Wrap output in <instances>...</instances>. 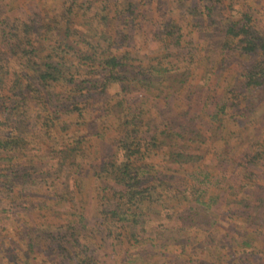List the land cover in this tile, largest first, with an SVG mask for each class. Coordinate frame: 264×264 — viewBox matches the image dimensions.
Listing matches in <instances>:
<instances>
[{"label": "rangeland", "instance_id": "obj_1", "mask_svg": "<svg viewBox=\"0 0 264 264\" xmlns=\"http://www.w3.org/2000/svg\"><path fill=\"white\" fill-rule=\"evenodd\" d=\"M91 2L84 10V0H0V64L25 70L9 49L22 41L26 49L34 46L39 54L50 53V59L71 63L64 74H73L75 81L103 73L93 65L97 61L84 65L77 59L89 52L95 58L126 54L142 59L147 67L148 63L163 69L172 65L174 70L163 71L168 76L163 82H157L163 75L156 76L150 88L138 83L130 91L120 90L115 81L89 92L72 91L76 86L60 79L23 87L25 77L20 78L17 91L9 88L12 77L3 79L0 138L15 142L0 146V264L71 262L67 252L61 258L56 240L50 237L28 248L26 243L34 239L35 230L47 231L51 237L60 235L74 259L93 258V264H131L126 256L137 253L139 247L128 245L146 237L151 244L146 264H188L187 249L182 254L173 240L162 245L170 235L185 239L184 235L164 230V238L155 237L167 223L170 230L177 225L179 219L172 222L173 216L166 217L169 209L151 203L138 212L136 222L124 212H110L114 199L113 203L106 199L119 187L114 174L125 153L123 145L137 149L130 153L131 159L148 165L139 187H146L144 192L151 198L159 201L157 192L171 195L183 186L190 192L202 190V200L214 196L210 207L222 219L225 232L233 236L244 229L250 232L251 224L243 225L245 212L237 198L264 196V86L255 92V100L241 99L236 67L224 54L232 51L222 53L219 44L221 26L227 20L242 21L244 14L264 29V0ZM109 5L120 11L108 10ZM136 79L141 77L136 74ZM165 95L171 111L164 110ZM184 108L210 124L207 135L211 138L203 142L197 137L175 138L194 158L173 161L164 156L166 141L149 145L150 134L164 126L166 112ZM163 180L174 189L159 183ZM192 196L189 193L178 201L176 210L183 213ZM121 199L119 207L126 210ZM75 220V234L63 235V229L69 232L66 224ZM129 223H133V234L123 231V224ZM258 223L264 231L263 216ZM257 232L248 234L258 246L253 253L247 250L243 263L264 264V232ZM72 237L75 240L70 244Z\"/></svg>", "mask_w": 264, "mask_h": 264}, {"label": "trees", "instance_id": "obj_2", "mask_svg": "<svg viewBox=\"0 0 264 264\" xmlns=\"http://www.w3.org/2000/svg\"><path fill=\"white\" fill-rule=\"evenodd\" d=\"M84 1L86 2L85 7L83 8L85 10L91 6L92 0ZM108 10L112 12L115 11V9H111V7ZM119 11L120 9L115 12ZM221 27L223 30V38L222 42L219 44V51L222 53L224 51L226 52V49L232 51L229 52L230 55L227 53L224 54L228 58L232 59L230 62H232L236 67V80L238 81L239 79L237 84L239 92L237 93L238 95L241 94V99L251 102L255 100V92H257L260 87L264 86V29L259 28L258 25L254 23L253 19H251L249 14H244L242 21L240 22L237 20H227V23ZM26 48V45L22 41L10 46L9 49L12 53L16 54L18 62L21 60L20 62L25 70L20 72L19 68L9 69L7 63L0 64V68L2 66L0 69V71H2V73H0V85L4 78L12 77L10 79L12 84L10 83L9 88H16V90L19 91L20 89H17V87H19L22 82V79L20 78L23 77L27 80L22 84L23 87L30 86L32 82H36L38 85H45L52 80L60 79L62 82H68L71 86H76L71 87L72 91L77 90V92H89L92 88L98 87L101 89L108 82L115 81L117 82L120 90L130 91L135 89L138 83H143V85H146L145 87L150 88L151 80L156 79V76H162L165 69L167 72L168 70H174L172 65L168 69L165 67L163 69L160 64L150 65L151 63H148L149 67H147L144 65V61H142V59L126 54H105L102 55L101 58H95L94 52H89L82 57H77V59L82 60L84 65H90L92 64V61H97L96 65H93L96 68H101L103 73H101L99 77H94L95 74H90L88 79L75 81L73 80V74H64V70H66L71 63H67L61 58H59L60 60L50 59V53L39 54V50L34 46H31L30 49ZM231 55H233V57ZM136 74H138L141 79L135 80ZM163 76L164 77L162 79L157 81L158 83L165 81V79L167 80L168 76ZM134 80L136 82H134ZM179 80L180 83H182V79ZM84 83H87L88 85ZM79 95L80 93H78V95H74L73 98L76 96L78 97ZM166 97L167 95L164 97V110L171 111L173 106L170 101L166 99ZM230 101L232 102L233 100ZM220 106H223L224 108V106L227 105L226 103H221ZM166 114V119L162 122L164 126L158 128L155 132L150 134L149 145L152 146L166 141V146L163 151L165 158H170V160L173 161L193 160L194 157L191 156V153H186L183 149V144L178 143L175 138L187 136L189 139L193 138L191 140H195L197 137L203 142L204 138H211V135H207L208 125L210 124L195 114H189L186 108L174 111L173 114H168L167 112ZM211 116L216 117V111L215 113H212ZM196 120L202 123L205 128H201V125L197 124ZM16 138L18 139L17 136ZM157 138L158 140L160 138V141H158ZM10 142L14 143L15 141L13 139L4 140L0 138L1 147L8 146ZM123 148H125V153L122 161L117 164V167L112 164L113 168L115 167L116 170L114 177L119 187H114L113 191L115 194L111 193V195L106 199L109 203H113L112 198L114 199L115 207L110 210L111 213L114 214L117 213V211L124 212L129 220L136 222L137 218L135 216L138 215L139 211L142 212L146 205L151 206V203L158 202V205H163V208L169 209L170 212L166 211L165 213L166 217L172 219L173 216L174 219L172 222H176L178 219L179 221L175 223L177 225L171 230L170 225L167 223L163 230L156 231L155 237H163L164 230L184 235L186 237L185 239L174 238L172 235H170L169 238L163 237L164 242L161 244L164 246V244L173 240L171 243H175L176 241V243L181 246L180 251L182 254L184 252L183 250L187 249V252L184 253L188 255V257L186 256V263L224 264L226 261L227 264H247L243 263V255L248 253L247 250H249L250 253H253V250L256 251L258 246L255 243L256 241L254 240V237H251L248 234H256L257 230L258 234H262L264 232L262 230L263 225L258 223L260 217L263 216L264 218L263 195L258 193L256 196L254 195V198L249 199L245 196V194L242 197L237 198L238 204H241L240 209L245 212L243 225H246L247 228L249 222L252 230L249 232L244 229L242 232L233 236L232 234L225 232L226 230L224 226L222 229V219L218 218L217 214L210 207V202L214 200V196L212 194L207 195V200H202L204 199L201 194V192H203L202 190L198 189L197 191L195 188L190 192L189 189L187 190L188 186H183L182 188H178L174 191V186H171L170 182L163 180L159 181V183L162 185L167 184L173 192L171 195L157 192V195L160 197L159 201L156 198H151V195L144 192L146 187L145 189L143 187H139L140 181L144 179L141 178V176L145 174V170L148 165L144 166V164L137 162L138 158L131 159L129 157L130 153L137 149L129 150L126 145H123ZM262 152L264 153V144L262 146ZM24 174L27 173L23 172L22 176H26ZM151 181L152 180H150L149 183ZM189 193H192L193 196L191 199L186 200L187 205L183 208L184 212H178L175 205L181 199H186ZM121 198L125 200L124 204L128 206L125 207L126 210L120 209L119 207L120 204H122ZM165 202L174 203L165 207ZM127 213L133 216L128 217L129 215ZM209 213H212V215ZM74 223H77V220L72 223L70 221V223L66 224L65 227H67L69 232L64 231L63 229V235L68 234L72 236L75 234L77 225ZM131 224L133 223H129L128 225L123 224V231H126L128 234H133V231L130 228ZM210 228L212 229L210 230ZM220 229H222V231ZM49 234L50 233L47 231L42 230L38 232L35 230L33 236L34 239L26 243L27 247L30 248L33 244L39 241V239H48V237H50V240H56V245L59 247L57 248L58 253H60L59 255L61 258H64L65 252L69 254L71 262L68 261L67 264H93L90 261L94 260L93 258H90V260L88 258L86 260H82V258L79 260L74 259V256H72V253L74 252H70L66 249V245L64 243L66 240H62L60 235L58 238L55 236L51 237ZM74 240L75 238L72 237L69 243L73 244ZM137 241L139 242L130 243L128 248L138 246L139 250L135 254L128 253V257L130 259L126 256L125 261L131 264H146L145 261H148L149 259V248L151 246L150 239L149 237H146L141 241ZM225 241H227V245L224 244ZM36 245L38 244H35V246ZM75 253H77V251ZM168 264H178V262L171 261ZM250 264L253 263L250 262Z\"/></svg>", "mask_w": 264, "mask_h": 264}]
</instances>
